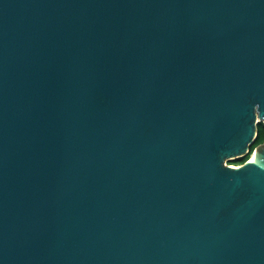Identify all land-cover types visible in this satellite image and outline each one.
Returning <instances> with one entry per match:
<instances>
[{"label":"water","instance_id":"1","mask_svg":"<svg viewBox=\"0 0 264 264\" xmlns=\"http://www.w3.org/2000/svg\"><path fill=\"white\" fill-rule=\"evenodd\" d=\"M264 0H0V264H264Z\"/></svg>","mask_w":264,"mask_h":264},{"label":"trees","instance_id":"2","mask_svg":"<svg viewBox=\"0 0 264 264\" xmlns=\"http://www.w3.org/2000/svg\"><path fill=\"white\" fill-rule=\"evenodd\" d=\"M263 142H264V122H260L258 124V135H257L255 143L251 146L250 152L246 156L238 158V159L231 160L230 162L233 163V164H240V163H243V162L247 161L250 158V156H251L252 152L254 151V149L258 145L262 144Z\"/></svg>","mask_w":264,"mask_h":264},{"label":"rangeland","instance_id":"3","mask_svg":"<svg viewBox=\"0 0 264 264\" xmlns=\"http://www.w3.org/2000/svg\"><path fill=\"white\" fill-rule=\"evenodd\" d=\"M255 149H256V148H255ZM255 149H254V151L252 152V154H251V156H250V158H249L248 160H250V159H251V157H252L253 153L255 152ZM227 163H230V164H232V165H233V163H231V162H227ZM234 165H238V164H234Z\"/></svg>","mask_w":264,"mask_h":264},{"label":"bare ground","instance_id":"4","mask_svg":"<svg viewBox=\"0 0 264 264\" xmlns=\"http://www.w3.org/2000/svg\"><path fill=\"white\" fill-rule=\"evenodd\" d=\"M255 153H256V150H255V152L253 153V155H252V157H251V159H250V160H252V161H253V159H254V156H255Z\"/></svg>","mask_w":264,"mask_h":264}]
</instances>
